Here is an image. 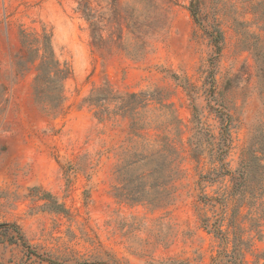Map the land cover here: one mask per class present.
<instances>
[{"label": "rangeland", "instance_id": "374dc122", "mask_svg": "<svg viewBox=\"0 0 264 264\" xmlns=\"http://www.w3.org/2000/svg\"><path fill=\"white\" fill-rule=\"evenodd\" d=\"M97 1L107 7L110 0ZM191 2H166L165 27L142 52L129 53L117 44L93 45L78 0H0V264H214L219 251L232 249L203 226L202 214L213 211L200 200L223 198L229 177L213 169L220 164L209 151L200 161L193 157L192 99L172 75L197 86L202 119L216 141L217 111L232 115L225 157L232 169L251 143L260 140L264 149V0H202L198 20ZM44 28L71 68L58 111L35 97L34 71L19 73L16 64L24 52L21 31ZM218 30L220 54L210 35ZM106 83L120 91L165 87L171 94L183 124L171 135L184 176L168 208L129 205L112 195L116 165L129 145L128 122L100 121L85 103ZM252 180L250 192L264 200V171ZM251 205L241 208L247 229ZM262 215L263 235L252 241L249 264H264V209Z\"/></svg>", "mask_w": 264, "mask_h": 264}, {"label": "trees", "instance_id": "16d2710c", "mask_svg": "<svg viewBox=\"0 0 264 264\" xmlns=\"http://www.w3.org/2000/svg\"><path fill=\"white\" fill-rule=\"evenodd\" d=\"M170 1L110 0L107 7H101L97 0H78L77 10L88 23L93 45L117 44L129 53H139L145 49L148 37L165 27L167 13L164 4ZM201 2L192 0L190 5L196 20ZM210 35L216 53L220 54L222 31ZM21 43L24 52L16 63L18 72L33 70V92L37 100L52 111L60 110L65 100L64 81L71 74V68L67 63H62L56 54L53 31L46 28L41 33L22 30ZM172 76L187 89L192 99L193 135L189 142L193 157L200 161L202 155L209 151L211 160L220 164L213 169L229 177L231 183L223 198L207 194L200 197L201 202L213 211V215L202 214L203 226L232 244L230 251L226 248L219 251L213 262L249 264L247 254L253 253L252 241L263 235L260 229L263 196L261 192H250L255 184L252 175L257 170L264 171L262 143L260 140L257 145L251 143L249 149H245L239 167L232 169L225 161L231 141L232 115L225 109L217 111L221 125L220 138L216 141V136L202 119L201 107L197 103V86L188 77L176 73ZM85 103L94 109L100 121L121 118L128 122L129 145L115 168L117 183L112 189L113 197L129 205L168 208L175 199L176 183L183 178L184 172L182 153L171 135L182 132L183 124L167 88L120 91L106 83L94 88ZM206 176L202 174L201 179L204 180ZM219 204L222 208L220 215L217 213ZM246 204H252L249 221L253 224L250 229L241 221V208ZM214 214L217 215L216 219ZM252 232L255 234L252 235Z\"/></svg>", "mask_w": 264, "mask_h": 264}]
</instances>
